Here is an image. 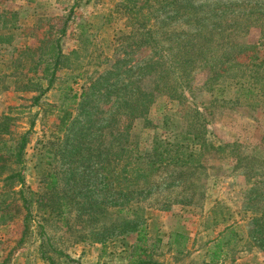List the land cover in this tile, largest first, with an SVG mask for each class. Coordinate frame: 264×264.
Segmentation results:
<instances>
[{
	"label": "rangeland",
	"instance_id": "obj_1",
	"mask_svg": "<svg viewBox=\"0 0 264 264\" xmlns=\"http://www.w3.org/2000/svg\"><path fill=\"white\" fill-rule=\"evenodd\" d=\"M240 1L0 0V140L27 132L23 163L0 172V264H128L136 251L264 264V96L235 107L205 84L207 65L237 60L225 20L242 8L221 6ZM263 34L239 41L263 53ZM58 37L63 66L33 104L27 82L45 81ZM183 62L188 94L161 73ZM163 150L195 153L167 165ZM14 169L22 186L4 178Z\"/></svg>",
	"mask_w": 264,
	"mask_h": 264
},
{
	"label": "trees",
	"instance_id": "obj_2",
	"mask_svg": "<svg viewBox=\"0 0 264 264\" xmlns=\"http://www.w3.org/2000/svg\"><path fill=\"white\" fill-rule=\"evenodd\" d=\"M241 7L242 10L235 12L237 17L236 22L226 21L228 28L231 30L229 38L232 40L226 41V44H231L233 48L237 45V54L234 55L237 60L235 61H221V63H214L207 65L206 83L209 87L208 90L212 93L211 99L216 102L228 103L231 106L244 105L246 107H254L257 102L261 103L258 96H264V52H261V48L255 44L243 43L241 35L246 34L250 27L261 28L264 32V1L262 0H244L240 2L227 3L222 8L232 9V7ZM235 22V23H234ZM212 29V27H211ZM59 37L65 32L63 26L59 31ZM235 32V33H234ZM150 32V30L148 31ZM236 34V35H235ZM59 37L54 39L48 53L51 54L49 59L42 60L44 67L41 71L48 72L45 75V81L36 79V81L28 80L27 90L37 91L38 94L33 96V104H38V100L41 96L52 86L56 77V72L60 67L63 66L62 58L63 53L61 51ZM264 44V34L261 36ZM152 40L154 38L152 37ZM240 43V44H239ZM262 44V45H263ZM162 55H166V49L163 48ZM230 56L231 53H230ZM194 69V66L189 65L186 62L179 64H170L165 66L164 73L161 72L165 77L171 80L174 88L179 91L187 92L190 86V81L186 79L190 71ZM231 81H234L232 85ZM168 85L164 84L162 88ZM234 87V88H233ZM233 89V94L227 96L225 91ZM69 90V88H67ZM188 96V95H187ZM190 96V95H189ZM75 93L71 95V101L75 99ZM222 105V104H221ZM9 120L11 117L4 115L0 118V136H7L9 132ZM183 134L192 135L193 138L199 137L198 134H193L189 130H185ZM2 142V149L0 151V172L5 170L6 163L12 162L13 164L19 165L23 163L24 148L27 143V132H23L17 140L10 142V138L0 140ZM10 142V144L8 143ZM160 153V152H159ZM195 151H177L170 152L169 150H163L160 153L162 156L163 164L175 165L179 162H183L180 156H191ZM164 154V155H163ZM185 163V162H184ZM51 181L48 183L47 188H52L56 183L54 174H49ZM5 179H17L21 186L24 184V178L21 176V169H14L4 177ZM129 194V193H128ZM26 200V199H25ZM27 216V213H26ZM144 227L138 229L137 241L145 242L146 238L143 233ZM176 236H179L176 234ZM22 239V238H21ZM220 243H218L219 246ZM141 247L137 245V248ZM144 251V248L142 249ZM142 252L136 251L128 264H155L151 259H142ZM213 258H218L216 253L213 254Z\"/></svg>",
	"mask_w": 264,
	"mask_h": 264
}]
</instances>
